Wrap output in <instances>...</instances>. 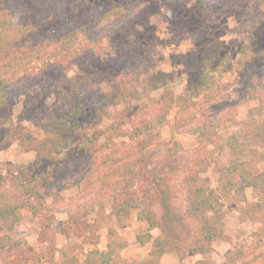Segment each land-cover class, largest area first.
<instances>
[{"label": "rangeland", "instance_id": "obj_1", "mask_svg": "<svg viewBox=\"0 0 264 264\" xmlns=\"http://www.w3.org/2000/svg\"><path fill=\"white\" fill-rule=\"evenodd\" d=\"M201 2L211 20L199 17V0H78V13L44 34L34 23L36 36L16 57L0 60L11 101L0 109V210L11 212L7 218L0 214V264H98L100 256L93 253L111 244L116 248L110 264H264L257 192L231 190L220 179L215 161L226 159L227 151L211 141L215 131L190 132L228 112L235 101L238 137L253 125L251 110L259 99L241 100L239 90L249 73L239 61V49L249 40L240 21L254 18L264 27V0ZM24 7L12 21L18 35L33 24L18 13ZM13 14H0V21ZM0 32L8 34L2 24ZM211 41L231 57L216 81L218 94L199 105L190 97L183 101L184 93L193 94L190 77ZM73 95L106 114L85 129L90 142L81 134L55 152L56 139L42 123L67 110ZM20 127L40 141L38 150L15 139L12 133ZM127 164L142 174L136 191L146 194L154 226L137 209L117 215L118 205L105 193L119 178L117 166ZM249 165L255 172L264 168L258 158ZM188 174L214 191L213 204L222 215L220 234L207 252L193 248L197 222L186 212ZM12 230L25 241L12 244ZM157 236L166 241L160 256L154 250Z\"/></svg>", "mask_w": 264, "mask_h": 264}, {"label": "trees", "instance_id": "obj_2", "mask_svg": "<svg viewBox=\"0 0 264 264\" xmlns=\"http://www.w3.org/2000/svg\"><path fill=\"white\" fill-rule=\"evenodd\" d=\"M78 0H0V14L14 13L8 20L4 18L0 24L8 31L3 35L0 32V60L10 59L21 50L22 45L36 36V27L34 23L38 22V33L44 34L48 30L57 27L59 24L67 21L72 13H78L73 4ZM198 15L200 18L211 20L210 8L199 0ZM23 4L28 7L18 13H26V17L32 19V26L24 34L17 33L15 25L12 22L17 13V8H22ZM13 10V11H11ZM23 10V8H22ZM80 10V9H79ZM108 11V10H107ZM11 20V21H10ZM243 29L247 30L248 43L240 47V63L246 65L249 73L243 78V87L240 90L242 99L258 98L259 104L251 110L253 125L247 130L246 135L238 137L236 127H239L236 119V103L231 104L228 112L220 117H214L202 126H194L190 132L205 134L208 130L215 131L217 138L211 137V141L219 150L227 151L226 159L215 161L216 168L220 171V179L225 185L234 191H243L245 187H251L257 192V211L264 214V168L261 171H253L249 166L254 158H258L264 164V83L261 76L264 73V27L261 21L254 18H246L240 21ZM218 34L217 32H215ZM217 36V35H216ZM256 36L259 40L256 41ZM248 50H253V55L248 56ZM203 59L198 61V71L190 77L193 84V94L184 93L181 100L185 101L190 97L193 103L199 105L215 99L217 92L216 81L222 72L226 69L230 55L222 50L221 43L211 41L210 48L203 55ZM256 56L254 62H249V57ZM247 61V62H246ZM6 63L0 62V66ZM184 96V97H183ZM100 102H104L107 95L99 94ZM10 95L7 83L0 78V109L7 108L10 104ZM69 108L67 110L51 113L42 123L43 130L49 134V138H55L54 149L59 152L61 147L69 146L75 143L81 134H85L90 142V137L85 129L88 124L98 122L102 114V108L95 106L85 98L70 96L68 98ZM108 114V113H107ZM161 116V115H160ZM13 136L25 149L38 150L40 141L35 139L24 128L20 127L13 131ZM37 155V160L39 159ZM38 162V161H37ZM118 180L108 183L105 191L115 200L118 205L116 214L119 216H128L133 209H137L138 217L144 219L150 226H154L153 215L149 210V203L146 201V194L143 190L136 191V186L143 180L142 174H139L132 165L121 168L117 166ZM195 174V173H193ZM185 177L186 212L197 222V238L194 249L198 252H207L211 249L212 238L220 234L219 221L222 215L215 208L213 200L214 191L202 185H196L195 175ZM157 184V181H153ZM0 214L7 218L11 212L9 209L0 210ZM8 214V215H7ZM7 215V216H5ZM17 217L14 215L10 221V228L14 226ZM151 237L149 233L145 236ZM11 243H20L25 241L23 235L13 231L8 237ZM165 239L155 237L153 240L156 255L166 250ZM114 245H110L108 251H95L100 257L98 264H110L114 254Z\"/></svg>", "mask_w": 264, "mask_h": 264}]
</instances>
